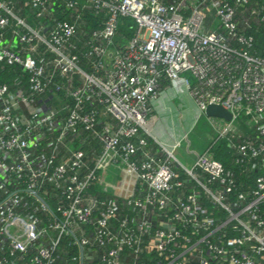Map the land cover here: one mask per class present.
Masks as SVG:
<instances>
[{
  "label": "built area",
  "instance_id": "obj_1",
  "mask_svg": "<svg viewBox=\"0 0 264 264\" xmlns=\"http://www.w3.org/2000/svg\"><path fill=\"white\" fill-rule=\"evenodd\" d=\"M260 27L264 0H0V264H264ZM164 84L230 113L192 166L149 130Z\"/></svg>",
  "mask_w": 264,
  "mask_h": 264
},
{
  "label": "rangeland",
  "instance_id": "obj_2",
  "mask_svg": "<svg viewBox=\"0 0 264 264\" xmlns=\"http://www.w3.org/2000/svg\"><path fill=\"white\" fill-rule=\"evenodd\" d=\"M133 26L134 24L131 19L129 18L120 19L118 32L114 37V42H118V43L125 42L127 39L123 41L124 38L123 33L125 31H128L130 27ZM119 35H121L122 40H118L117 36ZM175 87L178 88L177 85H175ZM179 105H180L179 101L175 98L173 100V105H172L174 108V113H177L178 116L179 113L177 109L179 110L181 109L182 111L181 110L180 111L181 114L183 115V117L181 116V118L184 123L183 129H181L179 132L176 131L178 135L177 137L181 139V143H180V147L177 148V150L175 151V156L183 164L187 166H192L193 157L195 156V154L202 152L214 139L216 132L214 126H212L214 125L213 122H218L220 120L218 118L208 117L205 114H201L198 118H196L195 112H191V110L188 107L183 109ZM148 126L150 127V125ZM108 174H115L117 176V179L121 175L120 170L114 167L110 168ZM111 192L113 193L116 192V188L112 189Z\"/></svg>",
  "mask_w": 264,
  "mask_h": 264
},
{
  "label": "crops",
  "instance_id": "obj_3",
  "mask_svg": "<svg viewBox=\"0 0 264 264\" xmlns=\"http://www.w3.org/2000/svg\"><path fill=\"white\" fill-rule=\"evenodd\" d=\"M175 87V86H174ZM169 84H164L160 97L154 102L153 110L149 120V130L153 136L157 137L159 141L165 144H172L175 140H181L178 138L176 131H180L184 127L179 109L177 113H174L173 100L176 98L180 107L185 109L189 108L191 112H196V108L192 100L187 96L184 88L181 85H177L178 88H174ZM181 114V115H180ZM153 116V117H152ZM151 128V129H150Z\"/></svg>",
  "mask_w": 264,
  "mask_h": 264
},
{
  "label": "trees",
  "instance_id": "obj_4",
  "mask_svg": "<svg viewBox=\"0 0 264 264\" xmlns=\"http://www.w3.org/2000/svg\"><path fill=\"white\" fill-rule=\"evenodd\" d=\"M134 30L133 28L130 27V29L128 31H125L123 33V41L126 40L127 38H129L132 34H133ZM255 35V47L256 50L259 53H264V27H260L259 30L257 32L254 33ZM120 36V37H119ZM117 36L118 40H122L121 35ZM15 73H20V69L17 67H10V66H6L3 69H0V81L2 82H8L12 76L15 75ZM210 151L212 156L219 160L220 162H222L224 165H226L227 167H232L233 164L231 163V152L230 150L227 148L226 146V140L224 139H220L215 141L211 147H210ZM95 189H97V186H95L94 188L91 187V191L95 194H97L98 196H103V193H99L97 192Z\"/></svg>",
  "mask_w": 264,
  "mask_h": 264
},
{
  "label": "water",
  "instance_id": "obj_5",
  "mask_svg": "<svg viewBox=\"0 0 264 264\" xmlns=\"http://www.w3.org/2000/svg\"><path fill=\"white\" fill-rule=\"evenodd\" d=\"M207 116H218L224 119H230V113L221 105L209 104L205 110Z\"/></svg>",
  "mask_w": 264,
  "mask_h": 264
}]
</instances>
